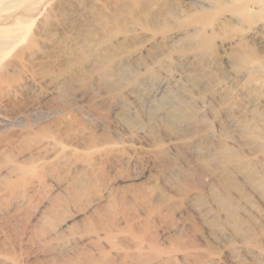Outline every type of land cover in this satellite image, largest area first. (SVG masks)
<instances>
[{
  "label": "bare ground",
  "instance_id": "1",
  "mask_svg": "<svg viewBox=\"0 0 264 264\" xmlns=\"http://www.w3.org/2000/svg\"><path fill=\"white\" fill-rule=\"evenodd\" d=\"M216 16L240 29L239 40L264 46V0H0V131L12 129L29 144L14 158L12 141L0 144V215L14 229L29 226L31 258L45 264H187L200 257L202 264H219L194 245L185 221L167 223L174 240L153 238L149 228L161 219L155 206L171 203L162 192L139 183L136 208L118 202L109 182L84 193L94 161L133 164L120 146L137 137L165 166L170 190L187 196L193 208L198 196L186 193L180 180L240 179L248 194L212 181L207 193L220 212L242 219L236 230L241 249L264 264L256 249L260 240L247 231L264 240V214L249 200L264 206V138L254 124L263 119L251 108L264 96V61L249 45L221 51L230 43L216 40ZM228 84L244 95L245 106L221 113L251 158L231 154L226 132L213 130L216 120H205L211 105L229 100ZM44 101L54 106L40 111ZM6 106L19 110L16 119L2 114ZM47 183L64 199L49 202Z\"/></svg>",
  "mask_w": 264,
  "mask_h": 264
},
{
  "label": "rangeland",
  "instance_id": "2",
  "mask_svg": "<svg viewBox=\"0 0 264 264\" xmlns=\"http://www.w3.org/2000/svg\"><path fill=\"white\" fill-rule=\"evenodd\" d=\"M184 10L187 14L192 13L189 9L185 8ZM214 19L215 21L213 28L216 40L218 41L222 39L230 43L224 45L221 51L227 52V49L230 47H238L239 45L246 47L245 45H249L248 48H250V50L252 49L251 51L259 55L260 59H263L262 61H264L263 45H260L256 41L252 40L251 42H248L247 40H239V38H237L239 36V28L236 29L237 27L235 28L232 24L223 22L222 17L216 16ZM237 43L240 44L238 45ZM223 65V68L227 67L226 63L224 62H222V66ZM229 88V91H231L229 92L231 93L229 100L222 104H217L218 106H214V104L211 105L209 108H213L211 110L213 116L210 112H207L205 114V120H216L213 125V130L220 131V129H222L226 132L227 147L229 151H231V154L251 158L252 154L241 147L236 141H234L233 135L231 134L232 128L227 125L225 118L221 113L223 108L227 106L236 110H243L245 106L244 95L230 84L227 86V89ZM45 90V88H42L41 92L46 94L47 92ZM53 106L54 102L45 103L44 101V103L40 106V111L44 112ZM251 108H253L252 113L254 116L258 118L260 117L261 120L263 119V122H254V124L259 136L264 138V96L259 95L258 103L253 105ZM2 109V114L5 115L7 119H16L15 117H17L19 112L17 108L12 106H6ZM63 127L60 130L61 133L67 129L66 124H64ZM13 132L14 130L12 131V129L10 131H0L1 146L3 143V145H5V143H10L11 141V143H13L11 147L14 153H12V149L7 151L10 154L12 153L11 158H14L21 152L25 151L27 147H29V144L24 142V140L17 139L14 136L15 132ZM138 139L137 137L135 140L132 139L133 141L125 139L123 145L120 146V151L122 154L131 156L133 158L132 165L124 166L121 164H112L105 160L94 161L93 167L87 172V175L90 178V184L84 193H91L92 191L90 190L94 185H97L95 189L99 190L101 184L109 182L112 186L113 194H115L118 202H122L130 208H136L140 204V184L152 191L162 192L167 198L171 200V203H169V208L167 207V209L160 206H155L157 210V218L159 214V216H161L159 218L161 219L159 222L152 224L151 228L149 229H152L151 235L153 234L152 236H154L153 238L156 239V241L166 244V241L170 242L174 240V236L166 232V225H168L167 223L171 224L174 222V220L185 221L191 227L189 232H191V234L194 236V245L202 253H206L217 259L219 264H258L257 259L247 255L241 249L242 243L237 239L236 230L241 228V225L243 224L242 219L237 215H227L220 212L217 206L210 203L209 194L207 193V183H210V181H212L216 187L219 185L225 186L229 192L232 193L239 192L242 194H248L249 192L247 191L246 185L240 179L225 181L221 178H217L218 174L214 175V177H216L213 178L214 180L211 178L210 180L200 177V175H191L186 179L180 180V184L184 189H186V193L195 194L198 196L196 202L197 207L193 208L191 205H187V196L178 195V193L170 190L168 183L164 181L163 177L165 166L160 163L154 149L143 139ZM63 176L64 174H62V177ZM138 177L141 178L140 182H137L136 180ZM46 186L47 188L44 190L43 194H48L49 202L64 199V193L56 187H53V184L47 183ZM249 197V200H251L250 202L253 203V207H255L254 209H258L264 214V206L258 203L256 199L254 200L252 196ZM230 202L232 212H237L240 208L239 202L234 197L230 199ZM31 208H35V204ZM1 209L2 205H0V210ZM175 211L178 213H175ZM232 215L237 217H232ZM82 220V216L80 218H75L74 223L76 226H79L81 225ZM8 221L9 219L3 218L0 215V264H45L39 258H31L32 251L28 244V235L26 234L29 226H27L25 230L14 229L12 223L8 224ZM262 226L264 231V224ZM247 231L252 238L260 240L256 249L262 253V258L264 259V240L261 238L259 239V232H252L250 229H247ZM160 243L158 244L160 245ZM232 251L236 256L235 262L231 259L230 253ZM57 254V260L63 259L62 254ZM113 259V254H109L106 257V261L109 263L113 262ZM202 263L204 262L200 257L188 259L187 262V264Z\"/></svg>",
  "mask_w": 264,
  "mask_h": 264
}]
</instances>
